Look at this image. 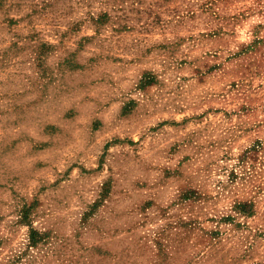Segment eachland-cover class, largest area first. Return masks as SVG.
Masks as SVG:
<instances>
[{"label":"rangeland","instance_id":"374dc122","mask_svg":"<svg viewBox=\"0 0 264 264\" xmlns=\"http://www.w3.org/2000/svg\"><path fill=\"white\" fill-rule=\"evenodd\" d=\"M0 264H264V0H0Z\"/></svg>","mask_w":264,"mask_h":264}]
</instances>
